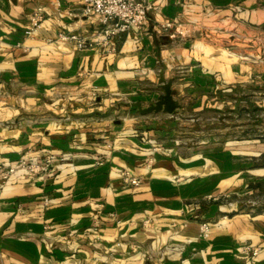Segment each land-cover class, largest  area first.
I'll list each match as a JSON object with an SVG mask.
<instances>
[{"label":"crops","instance_id":"0c3cea01","mask_svg":"<svg viewBox=\"0 0 264 264\" xmlns=\"http://www.w3.org/2000/svg\"><path fill=\"white\" fill-rule=\"evenodd\" d=\"M149 1L141 29L76 49L54 38L93 40L80 0H0V164L53 158L0 184V264H264V211L230 200L264 173V144L167 138L175 111L264 83V0ZM161 79L179 108L140 115Z\"/></svg>","mask_w":264,"mask_h":264},{"label":"rangeland","instance_id":"374dc122","mask_svg":"<svg viewBox=\"0 0 264 264\" xmlns=\"http://www.w3.org/2000/svg\"><path fill=\"white\" fill-rule=\"evenodd\" d=\"M259 45L264 50V42ZM256 60L264 64V53ZM258 84L252 82L247 88L209 94L199 111H192L189 106L175 111L168 119L167 138L200 149L225 142L264 144V83ZM261 158L258 164H264V157ZM248 178L247 187L230 200L238 206L237 211H264V173L251 172Z\"/></svg>","mask_w":264,"mask_h":264},{"label":"built area","instance_id":"2783aa9c","mask_svg":"<svg viewBox=\"0 0 264 264\" xmlns=\"http://www.w3.org/2000/svg\"><path fill=\"white\" fill-rule=\"evenodd\" d=\"M158 1V0H154ZM152 10V3L149 0H80V14L83 17L92 16L95 18L99 29L93 40L86 41L74 34H56L54 40L69 42L76 49H83L92 44L108 45L110 40L121 33L129 30L141 29L148 13ZM44 13L42 8L36 7L29 15L23 35L27 38L32 37L40 28ZM170 27L166 23L161 26L163 29ZM52 157H46L42 163L36 164L25 160H18L13 165L0 164V184H5L12 176L17 173L39 174L48 170L52 163ZM121 181L124 184L136 185L138 179L130 176L127 172L120 173ZM47 201L43 200V205ZM209 233L208 223L199 224V237L207 239ZM244 251L251 258L257 254L255 248L245 247Z\"/></svg>","mask_w":264,"mask_h":264},{"label":"water","instance_id":"95a60500","mask_svg":"<svg viewBox=\"0 0 264 264\" xmlns=\"http://www.w3.org/2000/svg\"><path fill=\"white\" fill-rule=\"evenodd\" d=\"M169 82H163V80H160V89L163 92V95L154 102L153 104L147 106L146 108L141 109L137 104H133L136 108L137 112L140 115H145L148 113H158L162 112L165 114H172L173 111L177 110L179 106L176 102L172 101L170 90H169Z\"/></svg>","mask_w":264,"mask_h":264}]
</instances>
